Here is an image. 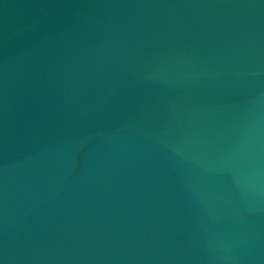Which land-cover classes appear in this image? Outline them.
Listing matches in <instances>:
<instances>
[{"label": "water", "instance_id": "obj_1", "mask_svg": "<svg viewBox=\"0 0 264 264\" xmlns=\"http://www.w3.org/2000/svg\"><path fill=\"white\" fill-rule=\"evenodd\" d=\"M0 264H264V0H0Z\"/></svg>", "mask_w": 264, "mask_h": 264}]
</instances>
